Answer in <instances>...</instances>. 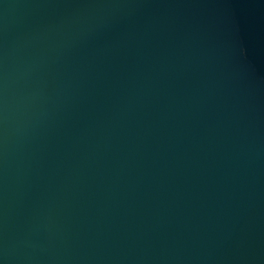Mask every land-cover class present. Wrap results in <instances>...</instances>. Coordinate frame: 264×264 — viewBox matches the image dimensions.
Masks as SVG:
<instances>
[{
	"label": "water",
	"instance_id": "95a60500",
	"mask_svg": "<svg viewBox=\"0 0 264 264\" xmlns=\"http://www.w3.org/2000/svg\"><path fill=\"white\" fill-rule=\"evenodd\" d=\"M0 264H264V0H0Z\"/></svg>",
	"mask_w": 264,
	"mask_h": 264
}]
</instances>
